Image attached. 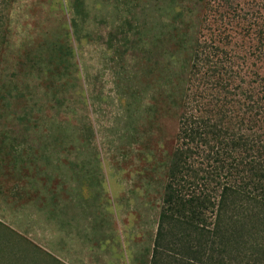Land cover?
Listing matches in <instances>:
<instances>
[{
    "label": "rangeland",
    "instance_id": "374dc122",
    "mask_svg": "<svg viewBox=\"0 0 264 264\" xmlns=\"http://www.w3.org/2000/svg\"><path fill=\"white\" fill-rule=\"evenodd\" d=\"M263 37L264 0H0V264H148L167 97L255 92Z\"/></svg>",
    "mask_w": 264,
    "mask_h": 264
},
{
    "label": "trees",
    "instance_id": "16d2710c",
    "mask_svg": "<svg viewBox=\"0 0 264 264\" xmlns=\"http://www.w3.org/2000/svg\"><path fill=\"white\" fill-rule=\"evenodd\" d=\"M255 79V92L185 82L167 97L178 128L148 264H264V73Z\"/></svg>",
    "mask_w": 264,
    "mask_h": 264
}]
</instances>
